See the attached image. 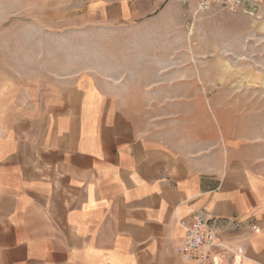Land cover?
I'll return each instance as SVG.
<instances>
[{
  "label": "crops",
  "instance_id": "crops-1",
  "mask_svg": "<svg viewBox=\"0 0 264 264\" xmlns=\"http://www.w3.org/2000/svg\"><path fill=\"white\" fill-rule=\"evenodd\" d=\"M245 1L213 6L201 39L228 17L254 49L264 0ZM97 2L113 15L91 67L0 83V264H188L181 221L197 214L236 252L217 264H264V77L220 53L160 56L198 0Z\"/></svg>",
  "mask_w": 264,
  "mask_h": 264
},
{
  "label": "rangeland",
  "instance_id": "rangeland-1",
  "mask_svg": "<svg viewBox=\"0 0 264 264\" xmlns=\"http://www.w3.org/2000/svg\"><path fill=\"white\" fill-rule=\"evenodd\" d=\"M97 1L0 0V83L6 82L9 69L21 74L27 69L34 78V75L39 76L40 68L68 72L91 67L95 60L89 58V53L94 49L101 50L104 44V33L95 26L103 25L113 15L109 8L105 9L104 2ZM196 7L192 18H185L182 35H177L184 36L186 41H179L176 37L175 45L160 42L156 46L160 56L171 51L175 53L176 68H198L200 51L207 52L205 56L209 62H216L220 53L227 56V60H222L223 63L228 61L227 66L236 63L241 68H254L256 83H261L260 76L264 77V31L257 29L253 49L248 40L245 45L237 43L233 36L237 32L235 21L222 17L217 23L208 25V36H205L204 27L202 40L203 17L196 15ZM225 31L228 35L224 34ZM239 46L243 55L233 60V50ZM185 52L192 53L193 59H187ZM236 82L245 86L247 76H239Z\"/></svg>",
  "mask_w": 264,
  "mask_h": 264
},
{
  "label": "built area",
  "instance_id": "built-area-1",
  "mask_svg": "<svg viewBox=\"0 0 264 264\" xmlns=\"http://www.w3.org/2000/svg\"><path fill=\"white\" fill-rule=\"evenodd\" d=\"M245 0H198L196 15L203 16L215 5L236 15L243 11ZM185 236L177 247L181 260L188 264H217L224 253L235 251L219 235L215 220L204 214L195 215L191 222L181 221Z\"/></svg>",
  "mask_w": 264,
  "mask_h": 264
}]
</instances>
